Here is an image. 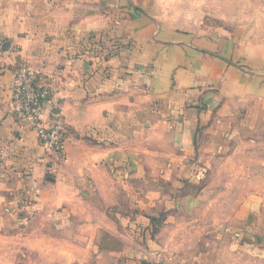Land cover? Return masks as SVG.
Masks as SVG:
<instances>
[{"label":"crops","instance_id":"obj_1","mask_svg":"<svg viewBox=\"0 0 264 264\" xmlns=\"http://www.w3.org/2000/svg\"><path fill=\"white\" fill-rule=\"evenodd\" d=\"M156 16L152 0H0V218L52 221L22 228L45 264H131V218L111 208L126 158L138 177L179 170L220 97L264 99V54L220 27L183 30ZM21 63L50 89L44 124L68 128L64 161L51 163L39 129L13 111ZM104 231L126 245L106 247Z\"/></svg>","mask_w":264,"mask_h":264},{"label":"rangeland","instance_id":"obj_2","mask_svg":"<svg viewBox=\"0 0 264 264\" xmlns=\"http://www.w3.org/2000/svg\"><path fill=\"white\" fill-rule=\"evenodd\" d=\"M120 11L116 6L115 21L122 16ZM152 11L178 29L220 27L244 52L259 58L264 54V0H152ZM88 40L92 51H99L97 34ZM239 62L247 70L246 63ZM260 97H220L208 127L200 129L194 155L178 165L179 170L146 171L138 177L131 171V156L126 158L119 175L125 186L111 208L131 218L127 227L132 232L131 264H264V99ZM49 158L59 163L55 156ZM143 160L150 165L149 156ZM154 179L159 180L157 187ZM6 214L0 218V264H45L49 254L29 250L32 241L22 228L39 232L52 221L18 220ZM101 240L113 249L127 243L107 231Z\"/></svg>","mask_w":264,"mask_h":264},{"label":"built area","instance_id":"obj_3","mask_svg":"<svg viewBox=\"0 0 264 264\" xmlns=\"http://www.w3.org/2000/svg\"><path fill=\"white\" fill-rule=\"evenodd\" d=\"M50 96L47 86L38 85L36 76L26 63H21L14 73L12 86V107L16 115L37 127L40 139L48 155L56 157L58 162L67 156L69 131L60 119H54L45 125L42 119L43 106Z\"/></svg>","mask_w":264,"mask_h":264}]
</instances>
